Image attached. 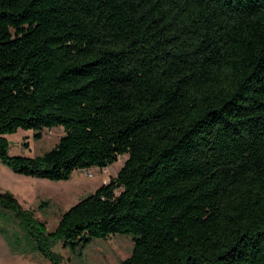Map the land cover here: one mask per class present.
Here are the masks:
<instances>
[{
  "label": "trees",
  "instance_id": "16d2710c",
  "mask_svg": "<svg viewBox=\"0 0 264 264\" xmlns=\"http://www.w3.org/2000/svg\"><path fill=\"white\" fill-rule=\"evenodd\" d=\"M55 127L8 155L5 136ZM122 156L52 231L0 193L8 245L58 264L57 243L125 236L119 264H264V0H0V164L58 182Z\"/></svg>",
  "mask_w": 264,
  "mask_h": 264
},
{
  "label": "rangeland",
  "instance_id": "374dc122",
  "mask_svg": "<svg viewBox=\"0 0 264 264\" xmlns=\"http://www.w3.org/2000/svg\"><path fill=\"white\" fill-rule=\"evenodd\" d=\"M62 136L59 127L40 132V139L33 141L30 131L18 130L5 136L7 153L10 156L32 157L50 150ZM119 157L106 169L89 168L73 171L66 181L50 182L26 178L12 173L0 164V193L7 192L13 196L22 210L32 211L33 217L44 224L46 231H52L59 216L79 199L92 193L108 178L114 177L124 160ZM45 203L43 208H38ZM3 219H2V218ZM0 217V264H49L40 253L28 249L24 242L8 245V237L13 239V231L17 232L16 220L4 212ZM12 238V239H11ZM131 249V242L125 236H113L106 240H94L86 246L79 257L62 249L57 243L51 252L57 257L58 264H119Z\"/></svg>",
  "mask_w": 264,
  "mask_h": 264
},
{
  "label": "crops",
  "instance_id": "0c3cea01",
  "mask_svg": "<svg viewBox=\"0 0 264 264\" xmlns=\"http://www.w3.org/2000/svg\"><path fill=\"white\" fill-rule=\"evenodd\" d=\"M36 156H39V155H36ZM32 157H35V156H32Z\"/></svg>",
  "mask_w": 264,
  "mask_h": 264
}]
</instances>
